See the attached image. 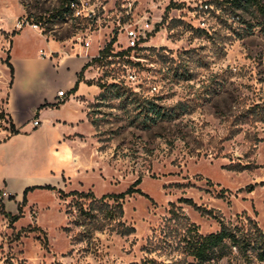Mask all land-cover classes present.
<instances>
[{
    "label": "rangeland",
    "instance_id": "rangeland-1",
    "mask_svg": "<svg viewBox=\"0 0 264 264\" xmlns=\"http://www.w3.org/2000/svg\"><path fill=\"white\" fill-rule=\"evenodd\" d=\"M62 1L0 0V139L10 125L4 60L8 53L48 55L45 36L73 58L88 41L93 58L114 36V52L126 50L127 31L148 23L130 63L113 58L104 70L91 68L86 81L117 82L180 115L149 130L132 126L133 107L97 102V86L84 82L75 93L93 106L96 130L83 120L72 90L64 89L68 98L48 118L62 114V131L78 159L65 168L67 195L38 185L9 200L0 190L5 212L18 216L12 222L0 209V264H197L181 242L190 224L207 235L220 230V219L246 215L264 232V0L242 8L234 0H79L93 13L78 19L57 13ZM28 16L30 24L20 30ZM14 162L16 174L41 181L49 175L44 166L54 163L45 151L20 153ZM129 189L122 224L83 237L90 226L73 222L78 196L69 195L101 199ZM204 264L261 263L233 250Z\"/></svg>",
    "mask_w": 264,
    "mask_h": 264
},
{
    "label": "crops",
    "instance_id": "crops-1",
    "mask_svg": "<svg viewBox=\"0 0 264 264\" xmlns=\"http://www.w3.org/2000/svg\"><path fill=\"white\" fill-rule=\"evenodd\" d=\"M45 38L50 51L44 58H31L9 53V61L14 67V79L12 86L8 84L5 113L11 116L19 134H11L10 129L5 128L3 133L6 136L0 139V190L4 189L8 197L9 195L20 197L21 191L30 186L48 185L58 190L66 189L65 168L78 161L62 131V121L65 123V120H62V114L55 119L48 118V114L53 109H59L60 105L65 103L68 95L65 98L59 97V92L64 89L69 92L73 90L79 73L91 58L88 57V49L83 46H80L76 57L73 58L63 44L48 39L46 36ZM38 66L42 69H37ZM90 70L91 68L84 72V81L79 85L87 82V72ZM63 76L67 77L65 84H62ZM62 85H65L66 88ZM73 100L83 106V120L88 122L91 103L81 97L79 93L73 94ZM62 101L64 102L59 105V102ZM35 119L40 122L38 127L33 124ZM31 121L33 129L27 131L25 128ZM44 151L54 161L48 167H38V170L43 168L48 171L49 175L45 180H39L34 174L24 176L15 173L14 161L18 154ZM1 164L6 166V169L8 168L6 172L2 170ZM18 175L21 177L17 178Z\"/></svg>",
    "mask_w": 264,
    "mask_h": 264
},
{
    "label": "trees",
    "instance_id": "trees-1",
    "mask_svg": "<svg viewBox=\"0 0 264 264\" xmlns=\"http://www.w3.org/2000/svg\"><path fill=\"white\" fill-rule=\"evenodd\" d=\"M258 0H234L233 3L237 7H245L250 4H258ZM79 4V0H63L60 4L57 13L62 17L66 15L74 16V10L72 4ZM259 5V4H258ZM78 19V18H75ZM30 16L26 18L25 23H29ZM22 21V20H20ZM36 23H41V20H35ZM25 25V24H24ZM35 25V24H33ZM23 26L22 28H24ZM22 28L20 30H22ZM18 31H13L12 35H15ZM45 35V32L42 33ZM117 42V37H113L109 42L105 44L96 57L85 64L82 71L78 75V80L72 92L75 93L78 90V85L84 81V72L90 68L97 67L100 70H104L113 64V58L124 59L126 58L130 63L129 58L133 48H127L122 52L115 53L113 46ZM10 70V82L9 86H12L14 79V67L9 61V53L6 61L4 62ZM89 85L95 84L99 88V94L96 97L97 102L118 101L120 107L123 109L128 106L133 107L134 111L138 114L134 120L131 121L132 126L142 127L144 130H149L152 127L159 125L163 121H172L178 118L180 114L175 112L172 108H165L157 104L153 99H143L138 97L129 88L122 86L117 82L106 83L103 78L97 81H87ZM64 102V101H63ZM61 102V103H63ZM93 106H89L88 118L90 123L97 130V123L93 118L92 112ZM6 117L10 120V132L11 134H19L14 122L9 114ZM56 191L60 197H65L67 194L54 187H48ZM132 193L129 189L125 193L111 196H103L101 199H96L92 193H77L74 192L69 196L77 197L75 207L79 213V219H74L80 227L90 226L84 228L82 231L83 237H91L95 231H103L106 228H113L115 225H121V219L123 215V201L127 195ZM9 200H15V196L9 195ZM189 205H194L191 200H185ZM86 204L88 205L86 207ZM0 209L4 215L12 222L15 221L18 216L5 212V205L3 200L0 204ZM206 213L205 210H202ZM68 214L73 212L68 209ZM209 215L213 212L209 211ZM220 230L203 235L199 232L198 227L195 224H190L186 232L182 237V244L184 253L191 257L197 264H204L213 261H219L231 254L233 250H237L240 256L248 261L256 260L257 262L264 264V232L259 227L257 222L252 218L241 215L237 217L236 222L226 223L224 220H219Z\"/></svg>",
    "mask_w": 264,
    "mask_h": 264
},
{
    "label": "built area",
    "instance_id": "built-area-1",
    "mask_svg": "<svg viewBox=\"0 0 264 264\" xmlns=\"http://www.w3.org/2000/svg\"><path fill=\"white\" fill-rule=\"evenodd\" d=\"M85 6L84 5H81V3L79 2V4H76V3H73L72 4V9L74 10V16L76 18H79V17H86V18H91L92 17V12H88L86 13L85 12ZM19 29H21L23 26H25L26 24L28 25V23H25V21H19ZM25 24V25H24ZM32 28L34 29H38L39 27L37 25H32ZM150 29V25L148 23H145L141 28H140V32H138L137 29H132V30H128L127 31V38L129 40V43H128V48H133L135 49L138 45H139V42L141 41V31L143 32H147L149 31ZM90 42H86L84 47H86V49H88L90 47ZM40 56L41 57H46V54L41 51L40 52ZM67 96L66 93H64L63 91L59 92V97H63L65 98ZM63 102V101H62ZM61 102H59L60 104ZM34 126L35 127H38L40 125V122L38 119H35L34 122H33Z\"/></svg>",
    "mask_w": 264,
    "mask_h": 264
}]
</instances>
